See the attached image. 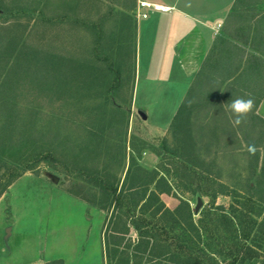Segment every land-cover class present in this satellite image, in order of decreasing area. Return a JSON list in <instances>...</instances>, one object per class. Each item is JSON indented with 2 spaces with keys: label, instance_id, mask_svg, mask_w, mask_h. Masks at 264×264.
<instances>
[{
  "label": "rangeland",
  "instance_id": "1",
  "mask_svg": "<svg viewBox=\"0 0 264 264\" xmlns=\"http://www.w3.org/2000/svg\"><path fill=\"white\" fill-rule=\"evenodd\" d=\"M85 1L0 0V12L15 15L0 19L2 39L7 42L10 35H23L45 46L47 52H57L59 79L66 76L59 85L66 95L56 104L41 94L11 95L23 109L14 119L25 128L33 126L37 145H54L58 160L69 164L72 174L75 167L106 165L109 183L117 190L142 192L136 186L153 175L150 191H155L156 183L170 187L168 195L158 194L159 200L170 209L180 205L184 213L192 214L196 201L191 177L182 173L172 154L180 149L186 157L200 161L207 173L221 175L213 183L215 189L232 188L239 182L238 175L246 174L249 143L260 146L258 163L264 161V123L258 121L255 109L243 124L234 126L227 104L237 97L255 99V95L246 89L234 95L233 89H217L221 79L212 76L204 78L211 89H201L205 84L202 81L200 86L198 78L187 89L172 54L163 55L164 45H158L163 38L155 36L151 46L142 32L136 40L131 29L119 42L118 23L108 21L111 15L105 2L88 0L93 11L87 14ZM104 57L119 74L114 91ZM8 83L7 89H13ZM32 109L37 111L34 119ZM179 110L183 119L177 122L183 125L175 128ZM132 158L143 170L141 175H135L133 166L127 176ZM72 174L40 163L0 196V264H110L109 248L119 253L112 264H121L120 253L133 252L140 238L131 219L115 204L104 210L91 206L77 189L83 182ZM94 194L95 202L103 199L98 191ZM150 200L144 207L148 213L164 216V208ZM203 203L202 208L206 200ZM222 204L229 205V198L220 196L216 206ZM167 221L165 217L163 223Z\"/></svg>",
  "mask_w": 264,
  "mask_h": 264
},
{
  "label": "trees",
  "instance_id": "2",
  "mask_svg": "<svg viewBox=\"0 0 264 264\" xmlns=\"http://www.w3.org/2000/svg\"><path fill=\"white\" fill-rule=\"evenodd\" d=\"M234 9L236 10L235 7ZM12 15L15 17L14 14L0 12V19L6 21L13 17ZM97 31L101 38L99 25ZM2 38L3 36H0V196L18 178L40 163L51 169H61L64 173L72 174L68 168L70 165L58 160L54 145L51 147L48 144L37 145L35 135L31 131L33 126L28 124L31 127L25 128V125H20L14 119L22 108L17 107L14 98H11L13 92L15 96L21 97L25 95L29 97L30 94L36 93L46 96L49 102L56 104L63 95L65 96L66 90L59 89L66 76H62L61 82L57 52L51 50L47 52L45 46H40L23 35L19 37L10 35L7 42ZM101 60L107 64L113 76L110 89L114 91L119 84L117 68L110 59L104 57ZM9 81L14 85L13 89H7ZM29 84H33L34 88L29 89L27 87ZM235 93L239 94V89L233 91V95ZM263 94L264 92L260 93V99ZM260 99L255 103L257 104ZM180 110L173 120L175 128L183 125L182 121L177 122L178 119H183V112ZM32 112L34 119L37 111L32 109L30 113ZM257 119L264 123L263 120ZM162 141L166 142V138ZM256 146L258 149L256 155H249L246 174L240 173L239 182H235L232 188L223 189H215L213 185L221 175L207 173L204 167H201L200 161L188 155L186 157L180 149L171 155V158L180 162L182 173L191 177L190 189L194 196L199 192L203 200H206V206L196 218L192 212L184 213L180 205L174 209L166 208L159 200L158 194L168 195L171 189L167 186L163 188L162 185L160 187L159 183H156L155 191H150L149 186L155 181L153 175L143 182L142 186H136L142 190L140 192L117 190L113 187L109 183L110 173L106 165L100 169L98 166L75 167L73 172L83 182V186L77 187L78 191L83 193L82 198L91 206L104 210L115 204L131 219V226L140 241L133 245L132 253L129 250L120 253L121 264H163V260L167 264H264V161L258 163L260 146ZM96 157L100 159L101 156ZM133 166L135 175H141L139 173L143 170L132 158L127 176ZM140 179L136 176L138 182ZM96 191L101 194L99 197L103 198L98 202H95ZM127 192L135 193L128 195ZM220 196L229 198L230 204L216 206ZM149 200H156V203L164 208L165 215L157 218L158 215L152 216L148 213L144 207ZM186 208L188 209L187 205ZM165 217H168V221L164 224ZM109 250L106 258L108 263L112 264L119 253L117 249Z\"/></svg>",
  "mask_w": 264,
  "mask_h": 264
},
{
  "label": "crops",
  "instance_id": "3",
  "mask_svg": "<svg viewBox=\"0 0 264 264\" xmlns=\"http://www.w3.org/2000/svg\"><path fill=\"white\" fill-rule=\"evenodd\" d=\"M140 1L158 3L173 11L152 13L148 19H141L137 16ZM103 2L111 15L108 21L118 23L119 42L123 37L126 39L131 29L135 30L136 40L141 39L142 32L151 46L156 42H152L155 36L163 38L158 45H164L162 53L172 54L187 89L193 87L195 79L200 80L201 86L204 78L212 76L221 79L222 85L217 89H246L256 100L260 99V93L264 92V0ZM85 3L88 14L93 7L88 0ZM112 14L118 18L113 19ZM210 86L205 84L201 89H211ZM254 109L256 117L264 121V94Z\"/></svg>",
  "mask_w": 264,
  "mask_h": 264
},
{
  "label": "clouds",
  "instance_id": "4",
  "mask_svg": "<svg viewBox=\"0 0 264 264\" xmlns=\"http://www.w3.org/2000/svg\"><path fill=\"white\" fill-rule=\"evenodd\" d=\"M228 104L229 109L233 114V125L240 126L243 124L247 116L253 111L255 107V99L251 96L248 98L237 97L232 99ZM257 146L255 144L247 145V153L250 156H255L257 153Z\"/></svg>",
  "mask_w": 264,
  "mask_h": 264
},
{
  "label": "built area",
  "instance_id": "5",
  "mask_svg": "<svg viewBox=\"0 0 264 264\" xmlns=\"http://www.w3.org/2000/svg\"><path fill=\"white\" fill-rule=\"evenodd\" d=\"M173 8L148 1H140L138 3V18L148 19L152 13H171Z\"/></svg>",
  "mask_w": 264,
  "mask_h": 264
},
{
  "label": "water",
  "instance_id": "6",
  "mask_svg": "<svg viewBox=\"0 0 264 264\" xmlns=\"http://www.w3.org/2000/svg\"><path fill=\"white\" fill-rule=\"evenodd\" d=\"M140 117L143 119V120H146L147 117L146 115L143 113V112H138ZM195 206H194V209H193V214L194 216H198L200 210L202 209L203 207V198L201 196V194L198 192L196 193V196H195Z\"/></svg>",
  "mask_w": 264,
  "mask_h": 264
}]
</instances>
